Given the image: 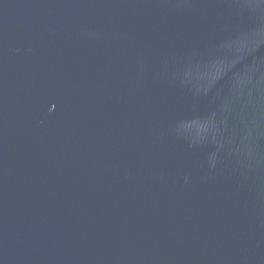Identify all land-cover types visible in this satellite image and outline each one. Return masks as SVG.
<instances>
[{
    "label": "water",
    "instance_id": "water-1",
    "mask_svg": "<svg viewBox=\"0 0 264 264\" xmlns=\"http://www.w3.org/2000/svg\"><path fill=\"white\" fill-rule=\"evenodd\" d=\"M0 264H264V0H0Z\"/></svg>",
    "mask_w": 264,
    "mask_h": 264
}]
</instances>
